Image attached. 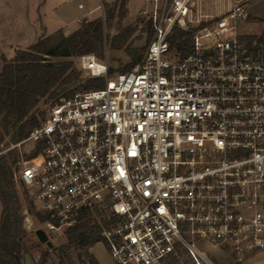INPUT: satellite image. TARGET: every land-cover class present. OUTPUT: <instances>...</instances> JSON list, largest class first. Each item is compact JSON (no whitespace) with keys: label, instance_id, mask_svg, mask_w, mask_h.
I'll return each mask as SVG.
<instances>
[{"label":"built area","instance_id":"obj_1","mask_svg":"<svg viewBox=\"0 0 264 264\" xmlns=\"http://www.w3.org/2000/svg\"><path fill=\"white\" fill-rule=\"evenodd\" d=\"M147 1L142 61L61 97L7 148L36 218L26 210L24 225L56 244L96 218L115 264H215L202 244L252 262L264 253V48L238 25L255 0L195 19V0ZM175 27L192 32L189 50L172 45ZM79 64L108 73L94 54Z\"/></svg>","mask_w":264,"mask_h":264},{"label":"trees","instance_id":"obj_2","mask_svg":"<svg viewBox=\"0 0 264 264\" xmlns=\"http://www.w3.org/2000/svg\"><path fill=\"white\" fill-rule=\"evenodd\" d=\"M128 0H115L113 5L104 1L106 16L93 20H86L81 27L70 35L59 30L46 37L38 39L28 49L18 50L14 58L8 61L0 70V128L4 136L18 141L25 138L29 132L38 126L45 118V112L37 113V106L41 97L48 96L55 101L61 97H71L82 87L84 90L104 88V78L89 77L83 85L80 82L81 71L73 61L56 63L47 61V57H77L94 54L98 59L105 57V43L110 42L113 50H126L131 61L117 69L119 73L132 70L142 61L145 47L138 49L132 46L131 38L137 25L129 24L121 28L118 33L110 37L105 33V27L116 17H123ZM144 28L149 32V41L152 36L153 24L149 20ZM173 46L189 50L192 32L175 27L170 35ZM250 45L255 48H264V29L260 35L247 37ZM110 72L113 69H110ZM67 90V91H66ZM66 91V92H65ZM63 93L62 96H60ZM13 152L9 155L0 154V201L3 206L0 219V264H25L24 239L27 235L24 226L25 213L21 198L16 190L13 170ZM40 220L46 216L37 214ZM101 226L96 218L83 216L78 223L66 229V241L57 246L64 264L65 257L73 247L81 250L80 255L85 256L91 264H99L90 248L102 241ZM55 248V247H54ZM50 250L48 249L34 264L49 263Z\"/></svg>","mask_w":264,"mask_h":264},{"label":"rangeland","instance_id":"obj_3","mask_svg":"<svg viewBox=\"0 0 264 264\" xmlns=\"http://www.w3.org/2000/svg\"><path fill=\"white\" fill-rule=\"evenodd\" d=\"M104 1L108 2L109 5H113L115 0H102V9H98L94 12L93 15H98L101 13V17L105 18L106 12H105V6ZM228 0H195V6L193 7V13L192 17L198 18L201 17L202 14H208V15H219L221 14L228 5ZM100 5L99 0L94 1V6ZM153 5L147 1V0H128L126 3V14L123 17H116L111 23H108L105 27V33L108 34L110 37L118 33V31L129 25V24H136L137 29L134 33V35L131 38L132 46L136 47L138 49H141L142 47H145V50L147 48L149 41V32L147 29L144 28V25L151 20V13H152ZM248 20L245 22H242L238 25V33H240L241 36L247 38L252 35H260L262 30L264 29V0H255L248 6ZM82 23L84 22L81 21ZM154 36V31H152L151 39ZM150 39V40H151ZM104 59L100 60L97 58V60L102 61L104 63H107L108 66H110V69H113L112 72L109 71L105 76H101L104 78V81L106 83L108 78L114 77L119 72L117 69H119L122 66H125L127 63L131 61V57L127 53L126 50H113L110 47V42L105 43L104 48ZM144 50V53H145ZM47 61H52L56 63H61L64 61H73L77 67L78 70L81 71V80L80 82H77V86L83 85L85 80L89 77H92L89 75V72L87 70H84L80 68L79 64V56L77 57H47ZM67 91V90H66ZM65 91V92H66ZM79 91H84V89L81 87ZM60 96L63 95V93ZM54 103V100L48 96H44L40 98V101L37 106V113L39 114L41 111L45 112V115L47 114L50 106ZM4 136L2 129L0 128V139ZM15 142L14 140H11L9 136H5L1 142H0V154H6L9 155V151H6L7 148L11 145V143ZM28 145L25 144L24 147L26 148ZM14 180L16 183V190L18 191L22 207L25 213V216H27L26 210L31 214V220L35 221L36 218L33 214V208L29 202V199L27 197L26 192L24 191L23 187L20 185V183L17 181L14 175ZM25 223V219H24ZM25 226V225H24ZM27 230V235L24 239V263L25 264H34L38 259L41 258L43 253H45L48 249L50 250V258L49 263L51 264H61V257L59 256V251L56 249L57 246L63 244L66 241V235L61 236V242L56 244H53L52 241L49 240L48 243H43L40 241V239L37 236L38 230H48V227L45 225H41L40 223H37L31 228L29 226H25ZM55 247V248H54ZM202 249H204L209 257L214 261L215 264H264V253L257 254L253 257L252 262H245V263H236L233 260V256L229 255L227 253L209 248L207 245L202 244ZM81 250L77 247H73L67 257H65L64 264H91L89 259H87L85 256L80 255ZM93 255L99 259H102L103 263H113L115 264L113 258L111 257L107 245L104 241H99L93 245V248L91 250ZM98 260V259H97ZM99 261V260H98ZM100 263V262H99Z\"/></svg>","mask_w":264,"mask_h":264},{"label":"crops","instance_id":"obj_4","mask_svg":"<svg viewBox=\"0 0 264 264\" xmlns=\"http://www.w3.org/2000/svg\"><path fill=\"white\" fill-rule=\"evenodd\" d=\"M94 1L0 0V70L5 64L3 57L10 61L18 50L28 49L42 37L59 30L70 35L81 27V21L101 17V13L93 14L102 7V0L97 6H94ZM227 2L225 10L230 6V0ZM2 210L0 201V219ZM97 259L99 264H107Z\"/></svg>","mask_w":264,"mask_h":264},{"label":"water","instance_id":"obj_5","mask_svg":"<svg viewBox=\"0 0 264 264\" xmlns=\"http://www.w3.org/2000/svg\"><path fill=\"white\" fill-rule=\"evenodd\" d=\"M37 236L40 239L41 242L43 243H48L49 239L48 236L46 235V233L43 230H38L37 231Z\"/></svg>","mask_w":264,"mask_h":264}]
</instances>
